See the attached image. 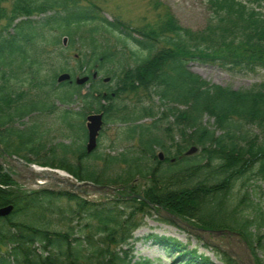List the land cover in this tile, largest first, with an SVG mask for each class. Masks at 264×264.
I'll use <instances>...</instances> for the list:
<instances>
[{
	"label": "trees",
	"instance_id": "obj_1",
	"mask_svg": "<svg viewBox=\"0 0 264 264\" xmlns=\"http://www.w3.org/2000/svg\"><path fill=\"white\" fill-rule=\"evenodd\" d=\"M4 2L0 156L14 155L116 191L89 200L25 190L0 167V208L12 206L0 217V264H152L134 261L133 233L144 216L168 223L159 218L162 211L198 228L238 234L254 262L264 264L258 255L264 252L259 235L264 208L246 189L253 179L264 181V83L233 90L209 83L188 66L264 69V0H206L209 18L200 30L181 26L157 0L149 2L151 21L137 27L119 17L108 20L104 0H13L9 11ZM100 31L115 33L117 44L100 45L95 38ZM76 43L83 51L75 68L59 67L70 80L56 84V72L51 78L44 74L47 64L39 57L53 47L55 59L65 60L64 52ZM84 76L87 83L77 85L76 78ZM90 113L103 115L99 136L108 125L117 127V140L126 144L122 152L99 151V143L85 152ZM149 117L152 122H143ZM64 129L70 145H53V134ZM192 146L197 152L187 156ZM151 237L167 255L184 249L172 238ZM209 259L183 250L171 264H212ZM221 262L236 264L225 254Z\"/></svg>",
	"mask_w": 264,
	"mask_h": 264
},
{
	"label": "rangeland",
	"instance_id": "obj_2",
	"mask_svg": "<svg viewBox=\"0 0 264 264\" xmlns=\"http://www.w3.org/2000/svg\"><path fill=\"white\" fill-rule=\"evenodd\" d=\"M12 1L13 0H6V2L1 4V6L9 11ZM157 1L169 8L170 12L181 26L190 28L192 30L202 29L209 18V9L206 0ZM149 2L150 0H104L101 6L103 8V14L108 20H113L114 17H119L122 21L129 22L132 27H137L144 21H151L155 14ZM95 38L102 46H113L117 44V37L115 33L109 34L100 31L99 33H97V35H95ZM68 45L69 40L67 38L65 44H63L62 47L66 48ZM128 48H131V46L129 45ZM49 51V55H43V57L40 56L39 59H41L44 64H47L46 69L44 70V74L48 75L49 78H51L53 71H55L57 75L61 73V71L59 70L60 66H64L65 68L69 69L75 68V60L77 59L80 51L82 52L83 49H81L80 45L76 43L72 47V49H70V51L64 52L65 60L63 58L59 60L55 59V49L53 47H50ZM126 54L128 55V52H126ZM139 56L142 57L143 53L140 52ZM188 66L190 71L198 74L209 83L220 85L222 87H229L233 90L250 89L256 85L264 83V69H258L255 73H244L235 70L228 71L220 69L217 66L202 64L199 62H190ZM98 77L106 78V76H103V74H100ZM19 78H22V76H19ZM17 81L18 79H10L11 84ZM17 86L18 84H14L15 88ZM156 105L157 100L154 99L153 106L155 107ZM73 108L75 111L78 110L75 103L73 104ZM46 120L48 123L52 122L53 116L48 117ZM75 121H77V116L75 117ZM23 122L27 123L29 122V120L25 118L23 119ZM143 122L150 123L152 122V118H145ZM204 122L207 123V120H204ZM211 123L212 120L209 121V124ZM18 126L21 128V125ZM252 131L254 134H256L257 132L254 130ZM62 133H64L65 135H69L67 130L65 129L64 131L58 130L53 134L54 136L51 142L53 145L57 143L70 145L72 138L62 136ZM116 133V126L108 125L107 127H105L102 135L98 138L99 147L97 150L106 153L109 152L111 155H116L117 153L122 152L126 144L117 140ZM76 144H79V141L78 143L76 142ZM159 152L162 151L159 148H156L155 154L157 155V153ZM13 157L19 159L18 164L27 163L17 156ZM1 165H5V168L10 171H17V164L9 163L6 158L0 156V166ZM239 185L240 182H237L234 191L239 188ZM26 189L35 190L37 188H32L31 186H29ZM246 189L249 192L251 199L255 200L261 205V207L264 208V181L260 179H253L249 182V185ZM97 198V196H93L89 199L93 200ZM247 212L250 213L251 211ZM140 221L141 226L133 233L132 254L135 257L134 261L139 259H147L150 260L152 264H171L178 256L182 255L183 250H196L198 254L208 256L212 264H222V262L220 261L223 257L222 252L206 244H203L200 239L191 236L190 234L184 232L182 229L173 226L170 223L161 222L157 219L156 216H144ZM151 235H156L158 237L164 238H172L176 241L181 242L184 249L174 251L170 255H167L164 247L155 242ZM259 235L262 238L264 237V227L259 231ZM232 251L235 253L234 257L241 259L240 254L237 250ZM258 255L264 262V252L258 251Z\"/></svg>",
	"mask_w": 264,
	"mask_h": 264
},
{
	"label": "water",
	"instance_id": "obj_3",
	"mask_svg": "<svg viewBox=\"0 0 264 264\" xmlns=\"http://www.w3.org/2000/svg\"><path fill=\"white\" fill-rule=\"evenodd\" d=\"M66 40L67 38L64 37L63 44L66 42ZM69 79H70V75L68 73H61L57 77V83H62V82L68 81ZM107 80L108 79H105V81ZM87 81H88V77L84 76L82 78L76 79L75 83L77 85H83ZM102 117H103L102 114H94V113L86 116L85 127L87 131V139H86V144H85V151L88 154L93 152L97 147V138H98L99 132L103 124ZM195 152H196V148L192 147L190 148V150L186 152V154L191 155ZM157 157L159 160H163V154L161 152L157 154ZM8 159L9 161H14V162L18 161L15 158L14 159L8 158ZM20 172L22 174L20 175L12 174L11 177L13 178L14 181L24 186L30 185L34 188L36 187L43 188V189L50 190V191L56 190V191H62L65 193H73L76 195L83 196L85 198H89L95 195L107 196L108 193L114 192L113 189H109L107 187H99L89 182L76 183V182H71V181H66V182L56 181L55 183H48L47 180L49 179L50 176L46 174H41V175L35 174L31 170L30 166H22V169H20ZM20 179H23V182H19ZM38 179L43 181V183L40 184V182L37 181ZM136 198L140 199V197H137V196ZM11 211H12V206H6L3 208H0V217L8 216L11 213ZM160 216L161 218L174 223L175 225H177L184 231L190 233L191 235L201 238L203 241H206V235H212L214 237H219L223 235L222 231L214 232V231H206L200 228H195L189 224L181 222L180 220L176 219L174 216L170 215L169 213L165 211H163ZM239 240L240 239L238 235H235V241L239 242ZM237 250L239 252L241 251L240 257L243 261V263L238 261L239 264H255L248 250V247L246 246L244 242H242V246H240L239 249Z\"/></svg>",
	"mask_w": 264,
	"mask_h": 264
},
{
	"label": "flooded vegetation",
	"instance_id": "obj_4",
	"mask_svg": "<svg viewBox=\"0 0 264 264\" xmlns=\"http://www.w3.org/2000/svg\"><path fill=\"white\" fill-rule=\"evenodd\" d=\"M66 109H69V106H66ZM12 172H16V170H12ZM207 240L214 243V248L220 250L226 255L233 254L232 250H235V248L240 246V244L235 241L234 235L226 232L218 238L208 235Z\"/></svg>",
	"mask_w": 264,
	"mask_h": 264
},
{
	"label": "bare ground",
	"instance_id": "obj_5",
	"mask_svg": "<svg viewBox=\"0 0 264 264\" xmlns=\"http://www.w3.org/2000/svg\"><path fill=\"white\" fill-rule=\"evenodd\" d=\"M32 171L35 174L41 175L43 172H46L49 174V179L47 180L48 183H55L56 181H60V182H66L68 175L65 172H61V171H49V170H42V169H37V168H32ZM43 182L40 181V184H42Z\"/></svg>",
	"mask_w": 264,
	"mask_h": 264
}]
</instances>
